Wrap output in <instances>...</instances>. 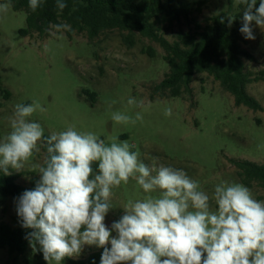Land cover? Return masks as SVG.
Returning a JSON list of instances; mask_svg holds the SVG:
<instances>
[{
	"label": "rangeland",
	"instance_id": "obj_1",
	"mask_svg": "<svg viewBox=\"0 0 264 264\" xmlns=\"http://www.w3.org/2000/svg\"><path fill=\"white\" fill-rule=\"evenodd\" d=\"M187 1L204 3L188 22L174 23L170 30L162 31L169 42L176 31L192 30L196 23L204 26L205 19L220 11L230 9L242 20L245 7L238 0ZM25 27L24 11L10 7L6 14L0 13V140L10 130L7 118L15 105L36 100L47 111H37L30 120L40 123L45 135L75 126L79 132L95 133L106 143L112 137L127 140L135 144L133 151L145 164L151 165L152 158L158 157L159 163L183 169L210 196L221 181L241 183L231 160L264 164V30L255 24V40L242 35L241 47L253 56L252 61H242L244 72L252 79L258 77L246 85L247 93L261 106L258 111L236 106L233 97L206 73L194 75L189 95L171 97L167 90L156 89L168 73V64L162 59L164 51L137 33L132 34L133 44H127V32L117 30L105 31L89 41L83 34L71 38L64 32L52 35L54 28L45 38L21 36L19 30ZM147 49L153 51L152 58L144 53ZM129 97L142 101L143 107L129 106ZM168 107L172 109L170 117L164 115ZM116 111L131 116L140 112L143 120L135 125L117 124L111 119ZM44 154L41 146V152L22 171L10 169L21 174L17 184L27 186L30 178H39L33 165L41 164ZM249 189L255 199L264 201V187L252 183ZM144 195L131 179L127 185L114 188L113 208L105 224L110 228L121 218L128 199ZM13 205L14 201H9L7 213L0 211V221L10 222ZM99 249L85 246L78 258L71 259L85 258ZM34 253L29 246L24 259L34 264ZM6 259V251L0 250V264Z\"/></svg>",
	"mask_w": 264,
	"mask_h": 264
},
{
	"label": "clouds",
	"instance_id": "obj_2",
	"mask_svg": "<svg viewBox=\"0 0 264 264\" xmlns=\"http://www.w3.org/2000/svg\"><path fill=\"white\" fill-rule=\"evenodd\" d=\"M43 3L29 0L28 6L35 12ZM238 3L245 6L239 31L255 40L253 23L264 30V0L258 7L257 0ZM10 6V0L0 4V13ZM66 6L65 0H56L60 12ZM234 19L228 17V27ZM51 27L52 35L73 31L66 22ZM127 104L143 107L133 97ZM37 111L47 109L36 100L16 104L7 118L0 172H20L41 146L46 150L43 162L33 165L40 177L34 189L15 197L14 205L20 226L32 230L25 236L30 247L47 264L78 258L85 246L103 249L100 264H264V201L247 186L221 181L210 196L183 169L159 163L158 157L145 164L127 140L112 137L106 143L75 126L45 136L42 125L30 120ZM164 115L170 117L172 109ZM111 119L135 125L143 116L116 111ZM130 179L145 195L128 199L124 214L109 228L105 218L113 208V189Z\"/></svg>",
	"mask_w": 264,
	"mask_h": 264
},
{
	"label": "trees",
	"instance_id": "obj_3",
	"mask_svg": "<svg viewBox=\"0 0 264 264\" xmlns=\"http://www.w3.org/2000/svg\"><path fill=\"white\" fill-rule=\"evenodd\" d=\"M9 0H0V4ZM260 0H257V7ZM29 0H10L14 11H24L26 27L19 30L21 36L40 38L51 35L52 25L66 22L73 31H63L71 38L73 35H85L92 41L105 31L117 30L127 32L124 41L133 44L132 34L150 39L163 49L162 59L168 64V73L156 86V89L168 91L169 96L176 97L191 94L190 83L194 75L206 73L217 81L220 87L233 97L236 106L249 110H261L260 104L246 91V85L257 81L244 72L242 59L253 60V56L241 47L242 33L239 31L243 21L240 14H231L230 9L220 11L205 19V25L196 23L192 30H178L174 40L169 42L162 31L170 30L174 23L189 21L192 13H199L204 1L188 2L187 0H65L66 7L60 12L56 0H44L42 7L33 12L28 6ZM244 6V5H241ZM234 19L228 27V17ZM254 24V23H253ZM146 53L152 58L153 51ZM8 95V92L6 91ZM27 105V104H25ZM48 136V135H45ZM43 151L46 150L42 147ZM238 169L240 182L251 187L256 183L264 187V164L245 160H231ZM94 169L97 167L93 165ZM20 173L4 175L0 172V211L6 214L9 201L21 195L25 190L34 189L38 177L29 179L27 186L16 183ZM31 229L20 226L19 218L13 205L10 222L0 221V250H5L7 259L4 264H33L24 259L29 248L25 238ZM110 247V246H108ZM103 249L89 253L85 258L71 259L66 257L61 264H100ZM34 264H47L41 252L34 253Z\"/></svg>",
	"mask_w": 264,
	"mask_h": 264
}]
</instances>
